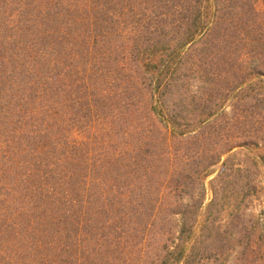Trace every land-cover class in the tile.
Wrapping results in <instances>:
<instances>
[{"label":"trees","instance_id":"16d2710c","mask_svg":"<svg viewBox=\"0 0 264 264\" xmlns=\"http://www.w3.org/2000/svg\"><path fill=\"white\" fill-rule=\"evenodd\" d=\"M258 3L0 0V264H264Z\"/></svg>","mask_w":264,"mask_h":264},{"label":"rangeland","instance_id":"374dc122","mask_svg":"<svg viewBox=\"0 0 264 264\" xmlns=\"http://www.w3.org/2000/svg\"><path fill=\"white\" fill-rule=\"evenodd\" d=\"M264 0H259V3H258V8L263 10L264 9V6H263V3ZM199 75L197 74H190L189 72H186L185 73V76H184V84H185V87L187 86L189 90H191L192 92H195L197 91V89L199 87H201L199 85ZM259 86H256L255 89H256V92L259 93ZM224 104L228 105V101H226ZM206 186L208 187V184L206 183ZM207 200L210 199V193L207 192V196H206Z\"/></svg>","mask_w":264,"mask_h":264}]
</instances>
